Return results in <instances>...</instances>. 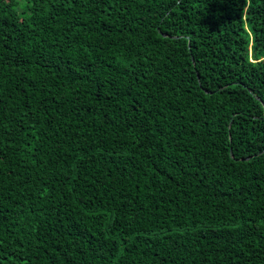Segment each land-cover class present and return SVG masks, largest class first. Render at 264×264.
<instances>
[{"label":"trees","instance_id":"1","mask_svg":"<svg viewBox=\"0 0 264 264\" xmlns=\"http://www.w3.org/2000/svg\"><path fill=\"white\" fill-rule=\"evenodd\" d=\"M0 264H264V0H0Z\"/></svg>","mask_w":264,"mask_h":264},{"label":"water","instance_id":"2","mask_svg":"<svg viewBox=\"0 0 264 264\" xmlns=\"http://www.w3.org/2000/svg\"><path fill=\"white\" fill-rule=\"evenodd\" d=\"M165 37H167V36L165 35ZM232 156H233V154H232Z\"/></svg>","mask_w":264,"mask_h":264}]
</instances>
